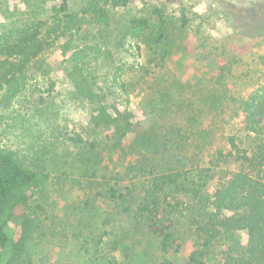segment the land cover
I'll list each match as a JSON object with an SVG mask.
<instances>
[{
    "label": "rangeland",
    "instance_id": "374dc122",
    "mask_svg": "<svg viewBox=\"0 0 264 264\" xmlns=\"http://www.w3.org/2000/svg\"><path fill=\"white\" fill-rule=\"evenodd\" d=\"M94 2L67 0L79 26L35 60L24 88H0V147L48 175L29 211L36 225L31 264H189L199 247L189 210L180 206L168 214L175 242L164 256L157 238L133 214L119 212L106 190L114 185L126 192L129 186L138 198L145 179L133 176L129 166L155 145L171 150V158H181L187 168L209 164L218 149L228 148L226 137L236 132V100L264 83V0H131L116 7L100 0L109 12L102 22L81 16V8ZM57 4L0 0V30L32 20L48 25ZM196 4L205 11L194 12ZM154 6L169 22L163 49L151 41L152 19L142 37L129 31L130 19L152 18ZM73 58L92 68L87 70L110 110H132V130L122 144L100 143L94 135L81 142L67 137L72 124L86 123L83 102L64 71ZM203 260L222 264L221 247L211 245Z\"/></svg>",
    "mask_w": 264,
    "mask_h": 264
},
{
    "label": "trees",
    "instance_id": "16d2710c",
    "mask_svg": "<svg viewBox=\"0 0 264 264\" xmlns=\"http://www.w3.org/2000/svg\"><path fill=\"white\" fill-rule=\"evenodd\" d=\"M99 1L81 8V16L105 21L109 12ZM103 1L116 7L131 0ZM68 8L67 0H58L48 25L32 20L0 30V88H24L35 60L79 26V18ZM151 17L130 19V34L142 37L152 19L156 33L151 41L163 49L169 24L166 12L154 6ZM87 68L92 71L80 58L64 66L86 110V123L72 124L67 137L81 142L84 136L94 135L100 143L122 144L132 130V110L114 105L110 110L103 90L96 87ZM53 87L51 81L46 93ZM40 101H44L41 96ZM236 102V132L226 137L228 148L218 149L209 164L187 168L181 158H171V150L164 153L155 145L138 153L129 166L133 176L145 179L139 182V199L129 186L126 192L114 185L106 190L108 197L118 202L119 212L133 214L157 238L164 256L175 242L174 221L168 214L182 206L190 211L189 221L199 240V247L189 255V264H206L203 258L213 244L221 247L222 264H264V83ZM221 162L235 168H221ZM47 177L39 168L21 162L12 150L0 147V264H31L29 242L36 225L29 211L33 196Z\"/></svg>",
    "mask_w": 264,
    "mask_h": 264
},
{
    "label": "clouds",
    "instance_id": "9594fccd",
    "mask_svg": "<svg viewBox=\"0 0 264 264\" xmlns=\"http://www.w3.org/2000/svg\"><path fill=\"white\" fill-rule=\"evenodd\" d=\"M205 5L204 4H196L194 7H193V11L194 12H197V13H203L205 11Z\"/></svg>",
    "mask_w": 264,
    "mask_h": 264
}]
</instances>
